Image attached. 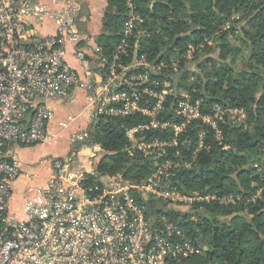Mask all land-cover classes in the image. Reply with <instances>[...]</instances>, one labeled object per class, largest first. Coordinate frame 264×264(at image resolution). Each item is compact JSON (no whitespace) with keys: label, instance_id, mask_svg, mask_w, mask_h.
Masks as SVG:
<instances>
[{"label":"built area","instance_id":"1","mask_svg":"<svg viewBox=\"0 0 264 264\" xmlns=\"http://www.w3.org/2000/svg\"><path fill=\"white\" fill-rule=\"evenodd\" d=\"M124 1L123 38L114 54H106L80 30L86 0H0V264H179L205 251L201 237L199 244L189 239L181 223L199 225L212 201H235L234 194L185 192L177 185L181 181H173L209 148L212 119L229 109L216 104L204 113L190 91L151 78L179 74L176 63L156 67L145 55L131 64L121 60L144 21L134 0ZM69 45L81 73L67 61ZM73 90L88 93L91 126L71 134L70 153L52 159L45 184L34 187L17 213L11 208L15 183L31 174L10 153L12 146L47 142L54 115L48 101ZM169 97L174 100L167 109ZM137 115L144 120L125 126L126 150L150 160L151 175L136 182L124 173H99L104 149L92 141L93 125L101 118ZM213 129L221 140L217 123ZM156 132L163 136H151Z\"/></svg>","mask_w":264,"mask_h":264},{"label":"trees","instance_id":"2","mask_svg":"<svg viewBox=\"0 0 264 264\" xmlns=\"http://www.w3.org/2000/svg\"><path fill=\"white\" fill-rule=\"evenodd\" d=\"M107 1L110 10L104 15L98 41L104 53L114 54L123 38L128 9L124 0ZM134 3L144 21L120 56L125 64H131L136 55H145L155 64L163 52L161 63L176 53L181 56L188 45L211 38L218 53L199 58L195 70L193 62L184 61L179 74L151 73V78L167 80L174 87H193V97L201 99L204 113L218 104L224 109L244 108L249 115L248 127L239 130L227 122V111L225 120L218 121L222 139L212 128L205 141L209 148L200 152L191 169L173 177V181H184L177 185L185 192L200 191L219 198L237 196L234 202L215 200L205 205L201 211L205 218L199 225L181 223L189 231V239L199 244L198 236H203L208 246L179 264H264V0ZM241 60L246 61L243 67H239ZM191 72L195 82L187 85L183 78ZM173 100L169 97L165 108L169 109ZM140 120L144 119L139 115L107 117L93 125L92 140L107 151L96 164L99 173L123 172L136 182L151 175L152 162L126 150L125 126ZM151 136L163 135L156 132Z\"/></svg>","mask_w":264,"mask_h":264},{"label":"crops","instance_id":"3","mask_svg":"<svg viewBox=\"0 0 264 264\" xmlns=\"http://www.w3.org/2000/svg\"><path fill=\"white\" fill-rule=\"evenodd\" d=\"M110 10L107 0H86L82 21L79 23L80 30L96 41L99 45V36L102 31L104 15ZM67 61L69 65L79 73L83 72V67L73 53L72 45L68 46ZM88 93L81 90L73 92L65 99H51L54 115L48 125L50 139L47 142L25 146L13 144L12 152L23 167L25 173H30L31 177H20L15 183L14 193L11 199V208L17 213L20 212L23 203L28 196L35 194L34 187L45 184L47 178L52 173V159L63 157L70 153L72 145L70 136L72 133L88 129L91 121L88 117ZM73 116V120H68V116ZM67 122V126L63 123ZM93 141V140H92ZM83 153L88 150L84 148Z\"/></svg>","mask_w":264,"mask_h":264},{"label":"rangeland","instance_id":"4","mask_svg":"<svg viewBox=\"0 0 264 264\" xmlns=\"http://www.w3.org/2000/svg\"><path fill=\"white\" fill-rule=\"evenodd\" d=\"M217 53H218L217 48H216V46H214V42L212 41V39L206 37L204 39V41L200 42L198 45H192V44L188 45L186 51L183 52L182 54L180 53L181 56H179V54L176 53L174 55H171L170 58L162 61L161 63H159L160 61L156 62L155 65L157 67V66H162L163 64L164 65H174L176 63L178 65L179 69H181V66H184L183 65V63H185L184 61H186L187 63L193 62L194 64L192 65V67H193L192 69L195 70L196 69L195 62L199 58H203V57H207V56H214V55H217ZM181 62H183V63H181ZM245 64H246V61L241 60L239 63V67H243V66H245ZM171 67L172 66L168 67L169 73L172 72ZM179 69H178V71H179ZM193 73L194 72H191L188 75L184 76L183 79L185 80V84L192 85L195 82V76L193 75ZM164 81H166L169 85H172V83L167 81V80H163V84L165 83ZM161 84H162V82H161ZM163 87H165V86H163ZM184 89L186 91H190L191 93H193V91H192L193 87L191 89H189V88H184ZM212 111H213V109H212ZM228 112H229L228 113L229 114V121H227V122L229 123V125L231 127L237 128L239 130H245L248 127L249 115L247 114V111L244 108H230L228 110ZM222 118L225 120L224 115L222 116ZM219 119H221V118H217V119L213 118L212 119V128H213L214 124L217 123V125H218ZM194 140H195V138H194ZM193 142L196 143L197 141H193ZM102 148L104 149V151L100 152V158L102 157L103 153L104 154L107 153V151L105 150V148L103 146H102ZM176 150H181V149H180V147H177ZM182 155L184 157H186L185 154L182 153ZM187 157H189L190 160H192L195 157V153L191 154L190 156H187ZM186 162L191 163V161H188V160H186ZM117 173H123V172H117ZM106 174L110 176V175H114L116 173L110 174L109 172H106ZM181 182L184 183L183 180H181ZM231 196H232L231 199H233V200L237 199V196H234V195H231ZM200 218H201V220H203V218H205V216L200 215ZM200 245H201L203 251L207 249L208 245L206 244L205 238L203 236H201V238H200Z\"/></svg>","mask_w":264,"mask_h":264},{"label":"water","instance_id":"5","mask_svg":"<svg viewBox=\"0 0 264 264\" xmlns=\"http://www.w3.org/2000/svg\"><path fill=\"white\" fill-rule=\"evenodd\" d=\"M162 55H163V52L162 53H160V55H159V57L157 58V60H156V62H158L159 60H160V58L162 57ZM175 80H177V78H175ZM163 210H167L166 208H163Z\"/></svg>","mask_w":264,"mask_h":264}]
</instances>
